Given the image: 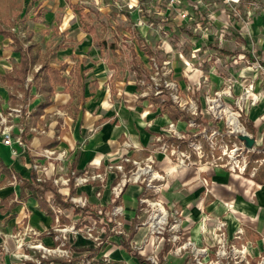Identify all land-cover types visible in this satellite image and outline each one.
Here are the masks:
<instances>
[{
    "label": "crops",
    "instance_id": "1",
    "mask_svg": "<svg viewBox=\"0 0 264 264\" xmlns=\"http://www.w3.org/2000/svg\"><path fill=\"white\" fill-rule=\"evenodd\" d=\"M146 1L132 0L138 7ZM159 1L150 5L159 6L170 26L168 40L156 46L141 32L149 19L145 26L124 28L131 36L125 51L117 36H101L112 32L111 25L70 2L82 36L64 30L66 37L56 48L43 53L34 42L35 33L27 29L30 21L43 20L45 12L37 10L30 18L24 0H15L23 5L22 17L27 19L18 31L20 39L33 34L24 46L36 45L54 67L67 64V84L75 91L79 76L84 100L67 107L71 95L60 87L54 105L34 123L33 113L42 101L34 75L41 65L30 68L23 84H8L3 78L13 73L21 55L9 39L0 37V114L13 135L27 144L26 149L15 146L14 155L3 142L0 118V264H153L151 257L158 264H193L191 250L175 252L187 242L205 252L201 256L205 262L237 264L216 255L221 223L226 224L230 245L246 248V261L239 264H264V183L218 168H179L159 151L162 143L186 146L185 140L168 133L171 123L177 134L201 142L205 131L222 127L207 113L206 98L216 92L223 94L226 106L241 110L250 134L257 139L264 134V72L257 67H264V0H234V7L224 0H181L174 7ZM103 2L105 12L113 9L127 18L132 14L122 0ZM74 6L91 14L97 37L84 32ZM181 11L187 19L179 16ZM99 21L108 26L105 31ZM103 40L108 46L104 50L99 46ZM113 44L116 51L109 48ZM77 45L82 52L64 59L62 53ZM88 55L95 60L90 83L79 66ZM119 61L126 62L121 66ZM28 78L32 82L26 87ZM166 82L177 85L180 105L173 102ZM248 88L251 94L246 98ZM125 158L141 164L151 158L153 173L165 178L155 182L161 185L159 194L142 182L129 181L135 167L124 163ZM120 165L123 172L117 170ZM33 176L37 183L51 182L71 207H62L51 192L46 193V208L29 190L23 195V182L32 184ZM143 198L159 202L171 215L170 225L172 213H178L179 232L168 227L162 235L153 233ZM117 208L122 209L118 215ZM240 229L243 235L235 240ZM175 235L179 242L173 241Z\"/></svg>",
    "mask_w": 264,
    "mask_h": 264
},
{
    "label": "built area",
    "instance_id": "2",
    "mask_svg": "<svg viewBox=\"0 0 264 264\" xmlns=\"http://www.w3.org/2000/svg\"><path fill=\"white\" fill-rule=\"evenodd\" d=\"M171 7L176 6L180 0H166ZM226 4L234 7V0H224ZM179 16L182 19H187L188 14L181 11ZM257 67L264 72V67L257 65ZM32 82L31 78H28L26 87ZM165 87L170 91L173 102L181 104L178 94V87L173 82H166ZM251 94V88H248L244 92V96L247 98ZM207 113L212 119L220 123L222 127L212 129L210 132H204L203 139L205 142L197 141L193 138H187L176 133L175 124L168 125V133L172 136L175 135L179 140L186 141V146L182 148L178 145H170L162 143L159 147V151L163 155L174 162L179 168H218L223 169L230 174L239 175L242 177L255 178L259 171L264 167V134L260 139L250 134L242 122L241 110L233 109L231 106H226L223 101V94L216 92L212 96L206 98ZM193 108V106H192ZM195 108H193V111ZM20 110H14V113H19ZM1 118V135L3 136V142L5 146L11 148L14 155H17L15 146L26 149L27 144L21 136L15 137L12 132V127L7 126V121L0 114ZM23 133V129L21 130ZM240 136H248L255 140V144L251 150H248L243 141L239 140ZM50 156V153H46ZM124 163H131L135 169L130 173L131 179L136 183L142 182L155 194H159L161 191V185L155 184V182L163 181L164 176L154 174L153 161L151 158L147 159L144 164L132 162L129 158H125ZM119 172L124 171L122 165L117 167ZM81 182H85L81 179ZM141 204L146 205V212L148 213L147 224L150 226L153 233L162 235L164 231L170 227V231L179 232L180 220H178L179 214L172 213L174 218V224L170 225L171 215L164 209V207L157 201L151 202L147 198L141 199ZM121 208H117L115 214H120ZM226 224L221 223L217 232L219 233V249L216 253L217 257L233 258L237 264L242 261H246V248L239 250L235 245H230L226 238L225 229ZM1 235V233H0ZM243 230L240 229L237 232L235 240L241 239ZM174 242H179L180 237L178 235L173 236ZM191 250L194 263L193 264H220V261L216 263L205 262L201 256L205 253L202 250L197 249L191 242L180 245L176 248V254H181L184 251ZM150 261L153 264H158V259L151 257Z\"/></svg>",
    "mask_w": 264,
    "mask_h": 264
},
{
    "label": "trees",
    "instance_id": "3",
    "mask_svg": "<svg viewBox=\"0 0 264 264\" xmlns=\"http://www.w3.org/2000/svg\"><path fill=\"white\" fill-rule=\"evenodd\" d=\"M79 20L82 24V28L85 33L94 37L98 35V27L93 22V18L90 13L84 14V9L81 6H74ZM23 5L16 3L15 0H0V37L3 39H9L11 46L15 47V51L20 53L21 61L14 68L13 73L6 75L3 79L10 85L23 84L26 80L27 74L30 68L41 65V69L34 75V85L38 90V93L42 96V101L33 113L34 123H36L48 108L54 105V97L58 88L63 87L66 93L71 95V100L67 107L72 106L73 102H82L84 100V90L82 87V81L80 77H77V88L73 91L67 84V78L64 76L67 71V64H63L60 68L54 67L49 60L42 57L41 52L37 49L36 45H29L25 47L24 44L31 41L33 34L30 33L23 41L20 39L18 31L22 25L27 22L26 18L22 17ZM99 25L102 26V31L107 29V25L104 22L99 21ZM99 46L102 50L106 49L107 42L99 41ZM61 49L62 46H59ZM113 51L118 49V46L113 44L109 46ZM132 55V61L138 66L136 61V54L133 49H130ZM147 53L151 54L150 51ZM152 55V54H151ZM50 58V56H49ZM65 108V107H64ZM174 117V116H173ZM250 132L255 133V129L248 125ZM3 171L9 174L8 170L3 168ZM34 182H23L22 194H25L26 189L31 192L32 196L39 200L42 208H46V193L51 192L54 194L58 203L64 208H70L71 204L64 201V198L58 194L57 190L52 186L51 182L37 183L35 176H33ZM256 181L264 183V167L259 171L256 176ZM79 210H76V213ZM128 248V247H127ZM58 264H67L65 262H57Z\"/></svg>",
    "mask_w": 264,
    "mask_h": 264
},
{
    "label": "rangeland",
    "instance_id": "4",
    "mask_svg": "<svg viewBox=\"0 0 264 264\" xmlns=\"http://www.w3.org/2000/svg\"><path fill=\"white\" fill-rule=\"evenodd\" d=\"M197 1L201 2L202 0ZM70 2L73 5L80 4L88 8L87 10H91L94 17L100 18L99 20H103L111 25L112 28H114L112 32L108 31L105 35L102 34L101 36H105L107 39H111L113 35L117 36L120 40V46L125 51H127L125 46L130 42L131 36L125 32L124 28L145 26L144 24L147 23V19H149L150 22L146 27H141V32H143V35L149 40V42L156 46L157 42L160 43L161 40H168L166 35L169 34L170 25L169 22L166 21L167 18L162 13L159 14V6H156L154 9L150 5V2L159 5V0H148L145 4L141 5V7H138V5L134 6L136 3H133L132 0H122V4L126 6L125 10L130 13L132 12L129 18L122 13L114 12L113 9L105 12V9L102 7L104 3L103 0H24V6L29 9L28 15L30 18L35 16L37 10L41 9L45 12V15L42 16L43 20L39 23L30 21L27 29L28 31H33L35 33L34 42L37 43L39 49L43 53L52 52V50L56 48L59 42L66 37L64 35V30H67L66 32H68L70 36H82L78 31V18L76 17L74 10L70 7ZM179 3H181V0ZM178 4L176 6H178ZM146 7L150 8L148 13L146 12ZM97 8H101V11H98ZM160 8H163V6L161 5ZM159 26H161V29L158 28ZM152 30H160V33L152 35L150 33ZM20 31H22L21 36L23 38L24 29ZM203 31L206 32V30ZM72 52H77V54L82 52L81 46L77 45L73 51L68 50V52L62 53L65 57L64 59L70 60L71 56L69 54ZM76 56L82 55L79 54L74 57ZM94 61L92 55H88L87 58L85 57L84 59L83 66L79 63L81 73L85 75L87 83H90L94 78L90 77L89 73L92 69V62ZM125 62L126 61H119V64L124 66Z\"/></svg>",
    "mask_w": 264,
    "mask_h": 264
},
{
    "label": "water",
    "instance_id": "5",
    "mask_svg": "<svg viewBox=\"0 0 264 264\" xmlns=\"http://www.w3.org/2000/svg\"><path fill=\"white\" fill-rule=\"evenodd\" d=\"M239 140L245 143V146L248 150H251L255 144V140L252 138H249L248 136H240Z\"/></svg>",
    "mask_w": 264,
    "mask_h": 264
}]
</instances>
